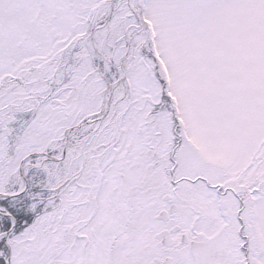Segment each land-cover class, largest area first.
I'll use <instances>...</instances> for the list:
<instances>
[{
    "label": "snow or ice",
    "instance_id": "snow-or-ice-1",
    "mask_svg": "<svg viewBox=\"0 0 264 264\" xmlns=\"http://www.w3.org/2000/svg\"><path fill=\"white\" fill-rule=\"evenodd\" d=\"M0 264H264V0H0Z\"/></svg>",
    "mask_w": 264,
    "mask_h": 264
}]
</instances>
